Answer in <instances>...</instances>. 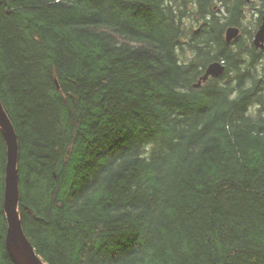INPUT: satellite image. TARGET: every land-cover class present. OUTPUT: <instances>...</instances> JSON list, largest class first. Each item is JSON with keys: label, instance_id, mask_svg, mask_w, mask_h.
I'll use <instances>...</instances> for the list:
<instances>
[{"label": "trees", "instance_id": "1", "mask_svg": "<svg viewBox=\"0 0 264 264\" xmlns=\"http://www.w3.org/2000/svg\"><path fill=\"white\" fill-rule=\"evenodd\" d=\"M258 1L0 0L18 211L43 262L264 264ZM212 62L224 73L194 87ZM5 164L0 131L12 264Z\"/></svg>", "mask_w": 264, "mask_h": 264}, {"label": "water", "instance_id": "2", "mask_svg": "<svg viewBox=\"0 0 264 264\" xmlns=\"http://www.w3.org/2000/svg\"><path fill=\"white\" fill-rule=\"evenodd\" d=\"M251 0H245L246 3ZM240 35V29L230 26L225 29L224 39L232 42ZM252 43L256 48L264 49V15L261 23L252 37ZM222 62L208 64L203 75L194 87H199L209 78H218L224 73ZM0 131L6 144V164L4 169L3 212L6 221L5 250L12 264H46L36 254L34 247L27 239L21 223L18 211L19 204V176L17 169L18 142L12 123L5 113L0 100Z\"/></svg>", "mask_w": 264, "mask_h": 264}, {"label": "rangeland", "instance_id": "3", "mask_svg": "<svg viewBox=\"0 0 264 264\" xmlns=\"http://www.w3.org/2000/svg\"><path fill=\"white\" fill-rule=\"evenodd\" d=\"M256 2V3H255ZM255 2L254 3H252V6H258V8L260 7V5H259V1L258 0H255ZM258 16V12H257V10H256V8H254V9H252L250 12H249V14L247 15V21H246V23H245V26L246 27H250V22L253 20V19H255L256 17ZM255 31L256 30H254V31H252L253 33V35H254V33H255ZM253 37V36H252ZM253 39V38H252ZM253 42V41H252ZM257 106H254L253 108H252V112H254V113H256L257 112ZM262 113H263V115H264V107H263V109H262Z\"/></svg>", "mask_w": 264, "mask_h": 264}, {"label": "bare ground", "instance_id": "4", "mask_svg": "<svg viewBox=\"0 0 264 264\" xmlns=\"http://www.w3.org/2000/svg\"><path fill=\"white\" fill-rule=\"evenodd\" d=\"M196 84H197V83H196ZM196 84H195V85H196ZM202 84H203V83H202ZM195 85H194V86H195ZM200 86H201V85H200Z\"/></svg>", "mask_w": 264, "mask_h": 264}]
</instances>
